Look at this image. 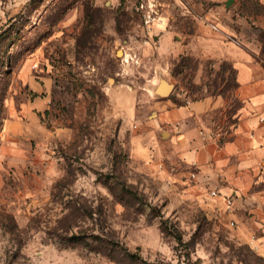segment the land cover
<instances>
[{
    "label": "rangeland",
    "instance_id": "obj_1",
    "mask_svg": "<svg viewBox=\"0 0 264 264\" xmlns=\"http://www.w3.org/2000/svg\"><path fill=\"white\" fill-rule=\"evenodd\" d=\"M140 1L0 0V264H264L192 169L137 147L148 77L176 104L237 107L233 59L264 63V0H159L151 34Z\"/></svg>",
    "mask_w": 264,
    "mask_h": 264
},
{
    "label": "crops",
    "instance_id": "obj_2",
    "mask_svg": "<svg viewBox=\"0 0 264 264\" xmlns=\"http://www.w3.org/2000/svg\"><path fill=\"white\" fill-rule=\"evenodd\" d=\"M233 60L236 108L221 96L176 104L157 97L159 81L148 77L143 89L157 97L156 107L141 126L148 142L141 138L137 147L147 162L179 177L196 172L198 182L218 192L213 202L223 212L224 197L233 196L235 213L226 217L264 257V63L244 50Z\"/></svg>",
    "mask_w": 264,
    "mask_h": 264
},
{
    "label": "built area",
    "instance_id": "obj_3",
    "mask_svg": "<svg viewBox=\"0 0 264 264\" xmlns=\"http://www.w3.org/2000/svg\"><path fill=\"white\" fill-rule=\"evenodd\" d=\"M164 4L159 0H141L137 6L138 12L142 17L143 27L146 33H154L156 28H162L164 24V15H163ZM198 174L195 172L192 174L193 178H196ZM211 195L217 197L219 194L217 191H212ZM225 202V211L226 215L230 216L235 213L234 209V197L226 196L224 197ZM231 225L235 226L237 223L235 220H231ZM252 241L256 240V237L253 236Z\"/></svg>",
    "mask_w": 264,
    "mask_h": 264
},
{
    "label": "water",
    "instance_id": "obj_4",
    "mask_svg": "<svg viewBox=\"0 0 264 264\" xmlns=\"http://www.w3.org/2000/svg\"><path fill=\"white\" fill-rule=\"evenodd\" d=\"M234 0H229L227 2V7H230L233 4ZM173 91V86L170 85L167 81L160 79L158 86L155 88L154 93L159 98H166L170 96Z\"/></svg>",
    "mask_w": 264,
    "mask_h": 264
},
{
    "label": "bare ground",
    "instance_id": "obj_5",
    "mask_svg": "<svg viewBox=\"0 0 264 264\" xmlns=\"http://www.w3.org/2000/svg\"><path fill=\"white\" fill-rule=\"evenodd\" d=\"M120 54H122V52H120Z\"/></svg>",
    "mask_w": 264,
    "mask_h": 264
}]
</instances>
